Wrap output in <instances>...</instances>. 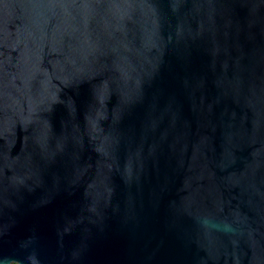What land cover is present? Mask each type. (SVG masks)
Instances as JSON below:
<instances>
[{
    "label": "water",
    "instance_id": "obj_1",
    "mask_svg": "<svg viewBox=\"0 0 264 264\" xmlns=\"http://www.w3.org/2000/svg\"><path fill=\"white\" fill-rule=\"evenodd\" d=\"M0 264H264V0H0Z\"/></svg>",
    "mask_w": 264,
    "mask_h": 264
}]
</instances>
